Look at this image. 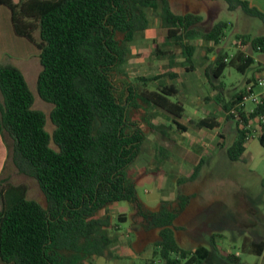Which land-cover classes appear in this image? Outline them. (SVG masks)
Listing matches in <instances>:
<instances>
[{
  "label": "trees",
  "instance_id": "1",
  "mask_svg": "<svg viewBox=\"0 0 264 264\" xmlns=\"http://www.w3.org/2000/svg\"><path fill=\"white\" fill-rule=\"evenodd\" d=\"M224 1L229 11L240 9L264 24V13L247 1ZM0 5L10 11L14 34L39 49L41 71L36 92L52 105L49 119L54 127L51 134L45 130L46 116L33 109V95L21 70L0 63V137L6 134L11 139L8 154L16 172L36 181L46 203L42 207L27 199L23 185L0 180V261L86 264L94 257L104 258L112 238L107 218L98 213L117 203L129 204L141 218L144 231H158L153 254L161 264L208 261V248L188 251L175 237L178 229L174 223L193 195L179 194L174 205L161 202L158 210L150 211L138 199L135 183L127 175L146 139L136 113L144 110V105L182 118L184 106L170 100L177 91L172 85L150 87L159 75L136 77L131 83L120 74L127 58L126 46L148 27L145 10L160 8L167 39L183 48L188 62L193 47L184 44L183 37L194 36L202 18L174 13L168 0H0ZM227 28L228 23L218 22L201 37L217 44ZM36 31L39 42L33 38ZM236 39L243 46L249 44L252 52L264 54V35ZM254 63L249 55L222 54L213 76L220 78L226 66L243 74ZM255 71L245 85L254 81L257 73H264L261 67ZM245 85L230 100L223 97L221 86H212L218 91L215 102L227 120H232L227 112L241 99ZM196 126L210 131L218 127L208 119ZM235 126V140L226 149L230 161L241 159L247 143L245 132L237 123ZM51 142L56 149L50 147ZM203 163L200 159L191 170V179L199 175ZM118 220L124 222L123 216ZM213 238H209L210 247H214ZM250 250L261 256L264 242H251ZM225 260L240 262L235 255H226Z\"/></svg>",
  "mask_w": 264,
  "mask_h": 264
},
{
  "label": "rangeland",
  "instance_id": "2",
  "mask_svg": "<svg viewBox=\"0 0 264 264\" xmlns=\"http://www.w3.org/2000/svg\"><path fill=\"white\" fill-rule=\"evenodd\" d=\"M168 4L176 14L190 13L202 18L195 35L183 37V43L193 47L190 61L181 46L167 39L160 8L145 10L148 27L126 46L127 58L120 66V74L131 83L136 77L159 75L150 87L172 85L177 95L170 100L181 102L184 114L177 119L158 108L142 105L144 110L136 114L142 121L146 139L127 175L135 183L138 199L150 211L158 210L161 202L174 205L179 194L193 195L187 209L174 223L178 229L175 237L188 251L199 246L208 248L211 256L204 264H231L225 260L226 255L238 256V264H264V254L258 256L250 250L251 242H264V146L254 138L247 141L240 160L227 158L226 149L235 140L236 126L233 120L226 119L215 102L218 91L212 88L221 86L223 97L230 100L258 67L264 69V54L252 52L249 44L241 47L240 40L236 39V36L264 35V24L240 9L229 11L224 0H168ZM218 22L228 23L223 39L217 44L204 40L202 34ZM6 31L4 45L13 46L19 39L9 22ZM33 38L39 42L38 31ZM237 53L251 56L255 63L243 74L226 66L220 78L214 77L218 57ZM0 63L22 71L33 95V109L46 116L45 130L51 134L52 105L42 101L36 92L41 71L39 58L14 59L7 55ZM246 107L250 108V102ZM202 119L212 120L219 127L213 131L200 129L196 124ZM172 120L186 130L177 129ZM11 144L6 134L0 137V180L3 184L23 185L26 198L45 207L36 181L16 172L8 154ZM50 147L56 149L52 142ZM200 159L204 160L202 169L191 179V170ZM98 216L107 218L112 243L104 258L94 257L86 264H161L153 254L158 231H144L141 218L129 204L109 205ZM119 216H123L124 222L118 220ZM212 235L214 247L209 246Z\"/></svg>",
  "mask_w": 264,
  "mask_h": 264
},
{
  "label": "built area",
  "instance_id": "3",
  "mask_svg": "<svg viewBox=\"0 0 264 264\" xmlns=\"http://www.w3.org/2000/svg\"><path fill=\"white\" fill-rule=\"evenodd\" d=\"M242 47V44H241ZM244 47V46H243ZM260 47H257L259 50ZM232 57V56H231ZM228 58L225 59V62ZM250 102V108L246 103ZM234 123L245 132V140L257 138L263 140L264 146V73H257L255 80L245 85V91L241 99L237 101L227 112Z\"/></svg>",
  "mask_w": 264,
  "mask_h": 264
},
{
  "label": "crops",
  "instance_id": "4",
  "mask_svg": "<svg viewBox=\"0 0 264 264\" xmlns=\"http://www.w3.org/2000/svg\"><path fill=\"white\" fill-rule=\"evenodd\" d=\"M244 1H247L251 7L256 8L260 12L264 13V0H244ZM8 22L12 27L10 11L6 7L0 5V62L2 61L3 57L5 58V56L7 55H10V57L14 59H19V58L29 59L30 56L38 57L39 50L37 49V47L23 37L17 36L19 40H16L13 46L8 47L4 45V37L7 33L6 30H7ZM12 31H13V27H12ZM1 43L3 46H1ZM7 52H9L10 54H7ZM263 254L264 251L262 255ZM0 264L3 263L0 261Z\"/></svg>",
  "mask_w": 264,
  "mask_h": 264
}]
</instances>
